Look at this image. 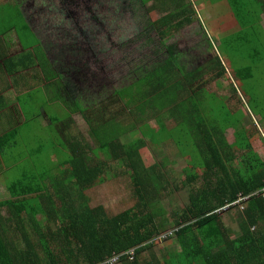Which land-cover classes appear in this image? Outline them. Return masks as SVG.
I'll use <instances>...</instances> for the list:
<instances>
[{
  "label": "trees",
  "instance_id": "16d2710c",
  "mask_svg": "<svg viewBox=\"0 0 264 264\" xmlns=\"http://www.w3.org/2000/svg\"><path fill=\"white\" fill-rule=\"evenodd\" d=\"M135 2L146 8V14H137L144 35L163 29L160 36H171L198 15L195 4L160 18L147 7L152 2L164 12L176 11L191 0ZM204 2L231 17L219 48L233 68L226 79L235 91L241 84L248 105L252 102L264 119V77H257L264 74V0ZM20 5L7 1L4 12ZM18 16L23 20L20 12ZM27 33L40 42L31 29ZM18 34L22 40L20 29ZM178 61L170 56L141 74L135 70L134 82L118 92L125 101V120L120 114L97 122L86 115L90 134L75 138L72 157L65 161L71 173L56 176L44 167L0 182V264H98L115 254H122V264H264V199L255 194L264 189V159L254 147V141L264 146V135L258 128L250 132V116L197 82L205 72L212 73L210 65L197 74L186 72ZM214 64L219 78L226 76L219 56ZM148 105L158 110L137 122L133 113L145 114ZM150 118L157 121V129ZM231 128L234 143L227 138ZM146 147L160 159L152 166L140 153ZM172 158L182 165L180 172L167 168ZM112 163H119L134 188V205L117 215H110L104 205L88 206L87 196L107 182ZM178 191L185 194L183 207L167 212L162 199ZM235 210L241 231L223 219Z\"/></svg>",
  "mask_w": 264,
  "mask_h": 264
},
{
  "label": "rangeland",
  "instance_id": "374dc122",
  "mask_svg": "<svg viewBox=\"0 0 264 264\" xmlns=\"http://www.w3.org/2000/svg\"><path fill=\"white\" fill-rule=\"evenodd\" d=\"M7 1L21 4L20 7L26 17L55 53L72 57L67 62L69 66L72 65L67 69V81L73 88L74 94L80 89L85 91L87 101L92 105L88 108L89 118L98 122L106 116L121 114V118L125 120L121 111L125 101H122L118 92L134 82L131 83V79L133 77L134 80L136 79L135 70L141 74L148 70L150 65L171 56L178 58L180 61L178 63L186 72L193 71L192 73L199 74L210 65L212 73H203L204 78L197 82L202 81L208 90L223 96L233 110L241 111L249 119L251 117L253 121L248 125L250 132H254L257 128L264 132V119L252 108V102L248 105L247 99L241 94V84L238 82L241 90L235 91L226 79L233 68L221 55L219 48L222 34L227 33L223 27L231 17L229 14L220 13L222 11L211 10L204 0H191L193 1L191 4L186 3L176 11L167 8L165 12L161 5L149 3L148 9L154 10L157 14L154 17L157 18L170 12L190 9L195 4L194 9L198 15L193 18V23L187 24L182 30L167 37L160 36L163 29L161 31L152 29L145 35L141 32V25L143 28L144 25L137 22V14L141 17L147 12L146 8L141 10L135 0H0V8H4ZM219 4L221 3L215 5ZM213 15L216 16L215 22L212 20ZM262 24L264 27V16ZM232 30L236 29L232 28ZM218 56L228 71L223 78H219V68L214 64ZM261 76L264 77V74H257V77ZM157 110L148 105L145 107V114L138 111L133 115L137 118V122H141ZM148 122L155 129L159 127L157 121L152 118L148 119ZM86 126V122H83L81 129L88 136L90 131ZM227 138L230 143H234L233 128L227 131ZM91 145L93 148L96 146L94 142ZM254 147L260 151L264 159V146L259 141H254ZM140 153L148 166L160 160L151 147L141 149ZM37 155L47 157V154ZM101 156V160L104 161L106 157L102 153ZM175 160L177 159H168L166 166L168 169L180 172L182 165L174 164L172 161ZM118 165L119 163L117 165L112 163V169L106 174L108 179L106 183L87 191L88 206L104 205L110 215H117L134 205L132 182L126 173L120 171ZM13 175L20 176L18 172L3 173L0 181L12 182ZM169 192L167 190L165 195ZM184 198V192L178 191L170 194L167 199H162V205L167 212H171L183 207ZM162 241L161 239L160 243ZM172 242L175 243V239Z\"/></svg>",
  "mask_w": 264,
  "mask_h": 264
},
{
  "label": "crops",
  "instance_id": "0c3cea01",
  "mask_svg": "<svg viewBox=\"0 0 264 264\" xmlns=\"http://www.w3.org/2000/svg\"><path fill=\"white\" fill-rule=\"evenodd\" d=\"M70 58L49 47L31 21L25 20L21 7L5 12L0 8V179L3 173L30 175L44 167L48 169L44 172L56 176L71 173L65 161L72 157L76 140L88 137L81 125L86 122L90 130L86 115L92 105L84 90L75 95L69 86ZM46 185L52 186V181L46 180ZM235 214L227 215L225 221L241 231Z\"/></svg>",
  "mask_w": 264,
  "mask_h": 264
},
{
  "label": "built area",
  "instance_id": "2783aa9c",
  "mask_svg": "<svg viewBox=\"0 0 264 264\" xmlns=\"http://www.w3.org/2000/svg\"><path fill=\"white\" fill-rule=\"evenodd\" d=\"M262 133L264 135V132L263 131H262ZM262 197L264 198V190L262 192ZM247 199H248V197L247 198H244V200H247ZM240 201H241V199H240ZM235 205H236V203L233 204L234 207H235ZM134 254H135V251L134 250H132V251L129 252V255H130L131 259H133V255ZM120 257H121L120 255H117L113 259H111L109 261H105L102 264H117L119 262V260H120Z\"/></svg>",
  "mask_w": 264,
  "mask_h": 264
},
{
  "label": "clouds",
  "instance_id": "9594fccd",
  "mask_svg": "<svg viewBox=\"0 0 264 264\" xmlns=\"http://www.w3.org/2000/svg\"><path fill=\"white\" fill-rule=\"evenodd\" d=\"M263 190L264 189H262L261 191H258V192H256L255 194L256 195H261L262 196V192H263ZM249 198V197H248ZM263 198V197H262ZM264 199V198H263ZM243 209H244V207H243ZM117 255H120V256H122V254H115L113 257H110V258H108L107 260H105V261H109V260H111V259H113L115 256H117ZM104 261V262H105ZM104 262H102V263H104ZM102 263H98V264H102ZM117 264H121V257H120V260H119V262L117 263Z\"/></svg>",
  "mask_w": 264,
  "mask_h": 264
}]
</instances>
